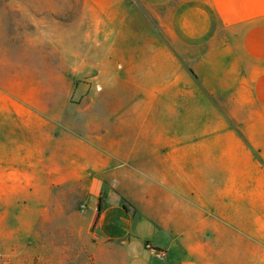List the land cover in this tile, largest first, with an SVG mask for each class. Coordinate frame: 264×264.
Segmentation results:
<instances>
[{
	"label": "crops",
	"instance_id": "1",
	"mask_svg": "<svg viewBox=\"0 0 264 264\" xmlns=\"http://www.w3.org/2000/svg\"><path fill=\"white\" fill-rule=\"evenodd\" d=\"M150 1L175 6L185 49L168 56L196 86L121 87L113 72L99 90L109 100L93 103L102 130L60 138L58 153L26 103L0 126V216L32 214L23 192L52 188L55 175L76 182L70 228L94 264H201L210 239L227 251L261 230V216L247 226L241 210L246 197L256 205L264 172V0Z\"/></svg>",
	"mask_w": 264,
	"mask_h": 264
},
{
	"label": "rangeland",
	"instance_id": "2",
	"mask_svg": "<svg viewBox=\"0 0 264 264\" xmlns=\"http://www.w3.org/2000/svg\"><path fill=\"white\" fill-rule=\"evenodd\" d=\"M174 7L150 0H0L2 129L13 126L15 104L26 103L44 114L38 115L47 119L58 153L60 138L102 130L98 119L87 131L93 103L109 100L98 91L113 72L121 87L126 78L140 85L196 86L188 72L173 70L168 56L185 49L173 31ZM109 112L98 111L104 126H110ZM258 191L256 205L246 197L241 210L247 226L253 211L261 216L254 244L230 240L226 251L221 238L210 239L201 264H264V172ZM23 193L32 214L0 216V264H94L91 243L70 228L83 204L77 183L55 175L52 188Z\"/></svg>",
	"mask_w": 264,
	"mask_h": 264
},
{
	"label": "bare ground",
	"instance_id": "3",
	"mask_svg": "<svg viewBox=\"0 0 264 264\" xmlns=\"http://www.w3.org/2000/svg\"><path fill=\"white\" fill-rule=\"evenodd\" d=\"M98 92H100V91H98ZM108 97L110 98V96H108ZM90 127H92V126L90 125ZM92 128H93V127H92ZM93 129H94V128H93ZM62 169H63V167H61V166L58 167V170H59V171H61Z\"/></svg>",
	"mask_w": 264,
	"mask_h": 264
}]
</instances>
